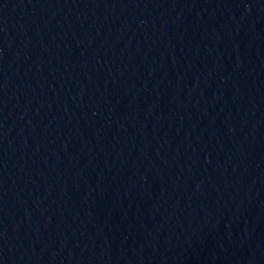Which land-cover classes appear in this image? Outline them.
<instances>
[{"label": "water", "instance_id": "water-1", "mask_svg": "<svg viewBox=\"0 0 264 264\" xmlns=\"http://www.w3.org/2000/svg\"><path fill=\"white\" fill-rule=\"evenodd\" d=\"M0 264H264V0H0Z\"/></svg>", "mask_w": 264, "mask_h": 264}]
</instances>
